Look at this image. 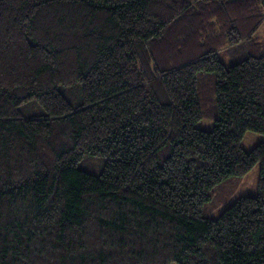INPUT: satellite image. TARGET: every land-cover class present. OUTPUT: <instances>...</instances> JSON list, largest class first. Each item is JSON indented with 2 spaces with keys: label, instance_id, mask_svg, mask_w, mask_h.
Here are the masks:
<instances>
[{
  "label": "trees",
  "instance_id": "16d2710c",
  "mask_svg": "<svg viewBox=\"0 0 264 264\" xmlns=\"http://www.w3.org/2000/svg\"><path fill=\"white\" fill-rule=\"evenodd\" d=\"M263 23L264 0H0V264H264V142L240 144Z\"/></svg>",
  "mask_w": 264,
  "mask_h": 264
},
{
  "label": "rangeland",
  "instance_id": "374dc122",
  "mask_svg": "<svg viewBox=\"0 0 264 264\" xmlns=\"http://www.w3.org/2000/svg\"><path fill=\"white\" fill-rule=\"evenodd\" d=\"M254 36L264 39V23ZM218 56L226 66L234 62V59L232 58L233 52L230 53L227 50H222L218 53ZM79 87L77 90H73L75 93L70 92L69 89L62 88L65 97L72 104H76L81 100V87L80 89ZM37 110L41 109L38 107ZM261 142H264V135L252 131H246L240 144L245 151H250L255 145ZM104 163V157L85 155L80 161H78L77 166L89 173L99 174L104 167ZM258 176L259 164H256L243 177L227 179L223 181L222 184H218L212 192L211 200L204 203L202 208L203 213L206 216L216 218L228 205L233 203L240 196L255 195L257 193ZM231 183L237 185V188L229 195V184Z\"/></svg>",
  "mask_w": 264,
  "mask_h": 264
}]
</instances>
